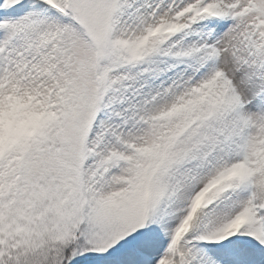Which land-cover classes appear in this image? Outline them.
<instances>
[{
  "label": "snow or ice",
  "instance_id": "snow-or-ice-1",
  "mask_svg": "<svg viewBox=\"0 0 264 264\" xmlns=\"http://www.w3.org/2000/svg\"><path fill=\"white\" fill-rule=\"evenodd\" d=\"M0 264H264V0H0Z\"/></svg>",
  "mask_w": 264,
  "mask_h": 264
}]
</instances>
